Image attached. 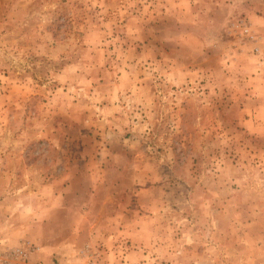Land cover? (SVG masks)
I'll list each match as a JSON object with an SVG mask.
<instances>
[{"label": "rangeland", "instance_id": "obj_1", "mask_svg": "<svg viewBox=\"0 0 264 264\" xmlns=\"http://www.w3.org/2000/svg\"><path fill=\"white\" fill-rule=\"evenodd\" d=\"M0 264H264V0H0Z\"/></svg>", "mask_w": 264, "mask_h": 264}, {"label": "built area", "instance_id": "obj_2", "mask_svg": "<svg viewBox=\"0 0 264 264\" xmlns=\"http://www.w3.org/2000/svg\"><path fill=\"white\" fill-rule=\"evenodd\" d=\"M244 29H245V28H244ZM245 31H246L245 33H247V31H248V30H247V29H245Z\"/></svg>", "mask_w": 264, "mask_h": 264}]
</instances>
